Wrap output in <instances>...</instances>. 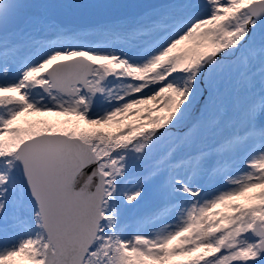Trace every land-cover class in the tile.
<instances>
[{
	"label": "snow or ice",
	"instance_id": "6c2138e0",
	"mask_svg": "<svg viewBox=\"0 0 264 264\" xmlns=\"http://www.w3.org/2000/svg\"><path fill=\"white\" fill-rule=\"evenodd\" d=\"M21 262L264 264V0H0V264Z\"/></svg>",
	"mask_w": 264,
	"mask_h": 264
},
{
	"label": "rangeland",
	"instance_id": "374dc122",
	"mask_svg": "<svg viewBox=\"0 0 264 264\" xmlns=\"http://www.w3.org/2000/svg\"><path fill=\"white\" fill-rule=\"evenodd\" d=\"M133 118H136V117H128L125 120V124L128 123V121L134 122L133 121ZM65 119H68V117H63V116H40V115L35 114V113H25L24 115H22L21 117L18 118V120L16 122V125L26 127L30 123L36 122V121H39V120H47L50 123H56L57 121H61V120H65ZM83 126L84 127H90V126H87V125H83ZM119 127L120 126H117V125H106V126H103V128H104L105 131H111V132L118 131L119 130ZM135 175H136V173L134 172L133 175L129 177V179L130 180L134 179L135 178ZM213 190L214 189L210 188L209 191H213ZM239 202H242V200H240ZM16 259L17 260H20V258H16Z\"/></svg>",
	"mask_w": 264,
	"mask_h": 264
},
{
	"label": "trees",
	"instance_id": "16d2710c",
	"mask_svg": "<svg viewBox=\"0 0 264 264\" xmlns=\"http://www.w3.org/2000/svg\"><path fill=\"white\" fill-rule=\"evenodd\" d=\"M136 120V121H135ZM133 121L134 122H138V118L136 117V118H133ZM132 122V121H131ZM124 123H125V121H124ZM128 123H130V121H128ZM22 264V263H21Z\"/></svg>",
	"mask_w": 264,
	"mask_h": 264
}]
</instances>
